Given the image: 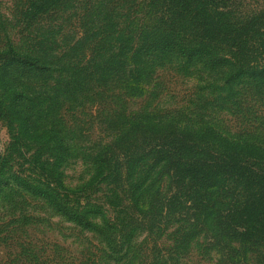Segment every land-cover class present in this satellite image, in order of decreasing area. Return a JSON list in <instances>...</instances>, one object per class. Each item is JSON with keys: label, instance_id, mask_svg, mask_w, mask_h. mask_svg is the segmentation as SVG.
<instances>
[{"label": "trees", "instance_id": "16d2710c", "mask_svg": "<svg viewBox=\"0 0 264 264\" xmlns=\"http://www.w3.org/2000/svg\"><path fill=\"white\" fill-rule=\"evenodd\" d=\"M70 1L79 2L37 0L34 8L48 13ZM231 7V0H82V35L61 55L69 60L70 70L65 71L83 61L86 69L81 72L86 74L80 81L87 86L102 83L112 89L117 81L124 86L127 75L125 88L132 90L140 75L153 74L158 61L176 59L198 62L223 79H242L245 87L258 88V81L264 80V15L244 17ZM43 63L13 48L0 51L1 79L17 74L35 77L43 71ZM78 82L63 77L56 82L58 92L50 86L42 95V106H49L51 95L75 98ZM61 89L65 93L60 94ZM116 124V140L92 158L91 181L85 189L106 182L112 205L123 216L114 220L99 216L96 224L90 217L98 211L76 212L53 190L23 182L26 190L76 224L106 237L112 250L120 249L118 238L131 239L138 231L178 220L189 224L191 231L203 232L223 264H264V173L255 134L248 133L251 139H247L227 136L212 126L143 118ZM66 143L56 136L45 146L52 163L47 166H55L57 184L59 162L70 148ZM156 170L168 184L165 190L156 188L148 203L142 202Z\"/></svg>", "mask_w": 264, "mask_h": 264}, {"label": "rangeland", "instance_id": "374dc122", "mask_svg": "<svg viewBox=\"0 0 264 264\" xmlns=\"http://www.w3.org/2000/svg\"><path fill=\"white\" fill-rule=\"evenodd\" d=\"M36 1L0 0V51L13 48L44 62L43 71L30 80L22 74L1 79L0 74V264H223L203 232L191 231L178 220L138 231L131 239L118 238L120 249L112 250L106 237L60 214L22 183L53 190L76 212L98 211L90 217L96 224L99 216H123L112 205L106 182L85 187L91 181L92 158L116 140V123L131 118L212 126L247 139L248 133L255 134L264 173V80L252 89L242 79H223L198 62L171 59L158 61L151 76L140 75L132 90L125 88L127 75L124 86L117 81L112 89L102 83L89 87L80 81L86 74L81 72L84 62L68 73L69 60L61 58L82 35V0L48 13H38ZM231 2L244 17L264 15V0ZM66 76L79 80L80 92L70 99L51 95L49 106H42V95ZM56 136L70 146L57 168L59 184L55 166H47L52 163L45 156V146ZM154 173L142 202L148 203L156 188L165 190L168 184L158 170Z\"/></svg>", "mask_w": 264, "mask_h": 264}]
</instances>
